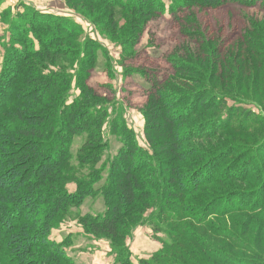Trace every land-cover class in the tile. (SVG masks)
I'll list each match as a JSON object with an SVG mask.
<instances>
[{"label":"trees","instance_id":"obj_1","mask_svg":"<svg viewBox=\"0 0 264 264\" xmlns=\"http://www.w3.org/2000/svg\"><path fill=\"white\" fill-rule=\"evenodd\" d=\"M84 1L96 2L106 6L108 10L116 6L126 10L120 19L121 24L125 22L122 26L126 27V38L131 36L135 28H139L137 22L141 17L146 20L148 16L154 15V9L161 10L163 6V0H136L138 3L129 0ZM80 2L82 0L67 1L69 4ZM171 2L168 11L178 22L179 33L184 39L172 51L173 58L188 59L201 67L211 64L210 67L214 68L220 60L218 51L211 53L212 57L217 58L212 65L210 59L207 62L203 60L205 52L197 47L198 42L201 46L205 44L207 49L218 42L206 36L197 12L218 10L229 3L248 9L254 7L251 0ZM37 16L43 18L46 15ZM113 16L114 12L109 18ZM20 18L24 19L25 16L21 15ZM116 22L111 21L112 31L117 30ZM33 29L32 27L27 31L29 37L21 32L20 38V35H14L9 39L10 47L7 50L5 48L7 55L4 56L0 73V264H76L63 248L67 240L57 244L48 235L58 227L57 223H60L68 208L81 206L88 197L101 195L106 210L102 216L87 214L81 217L86 229L93 235L100 232L114 243L118 256L115 264H133L129 262L128 251L118 249L115 245L130 236L141 218L139 214L155 209L157 214L154 213L150 220L157 218L156 222L160 227L164 221L180 218L178 211L174 212L172 207L187 215L183 202L190 200V197L200 202L199 210L202 211L199 215L202 217L204 214L209 216L213 210L212 203L221 202L224 207L230 204L231 199L242 195L238 191L225 196L216 195L208 203L204 201L206 196L200 198L206 186H221L223 182L230 180L219 176L212 180L209 165L220 160L223 163L222 160L237 149L236 145L226 140L227 145L223 143L220 148L215 146L219 149L211 155H205L194 152L191 147H184V144L199 139L211 142L215 136L228 129L233 134H247L250 128L240 125L227 127L226 123L220 125L221 120L215 119L206 125L212 127L206 134L192 137L194 128L187 127L189 122L198 117V113L205 114L216 110V107L214 109L210 99L186 104V99L182 96H167L166 87L163 86L171 87L170 83L151 81L144 111L143 131L148 145V150H145L136 143L133 131L122 118V109L115 110L110 100L97 94L88 84L89 74L86 68L93 67L91 51L84 55L90 56V60L84 57L76 60L81 54V46L74 43L75 49L68 48L70 40L79 35L65 28L53 30V27H47L48 37L40 40L37 35H31L35 34ZM123 43L129 44L124 52L136 45V42L131 43L128 39H124ZM17 44L21 46L15 47ZM12 57L14 61L11 60ZM171 60L168 59V62L171 63ZM173 69L190 75L188 80L195 83L203 78L200 71ZM215 78L213 74L211 79ZM74 91L77 95L71 93ZM109 108H112L114 117L106 121ZM248 118L249 115L245 120ZM106 126L110 135L122 141L120 149L111 158L106 176L102 175L105 164L100 170L92 168L84 176L72 177L70 180L75 183L76 189L67 191L65 183L69 179L64 176V172L68 169L66 162L73 139L85 137L83 146L96 154L105 147L100 131ZM230 142L233 140L230 139ZM96 146L99 148L96 149ZM257 147L256 152L260 151L264 158V142ZM191 156L195 160L189 159ZM88 159L96 162L99 157L94 155L90 158L86 155L79 161L84 163ZM220 163L215 166L214 171ZM255 166L264 169L260 160L255 162ZM208 168L209 172L206 173ZM245 168L246 166L243 176L247 174ZM102 180L103 185L96 187L95 184ZM241 182L248 181L242 180L240 184ZM240 212L242 211H237ZM206 224L208 223L203 221L201 226ZM207 226L210 233H214L212 223ZM175 235L179 238L182 234ZM174 243L170 246V251H159L152 257L153 263L149 261L146 264H158L157 261L167 264L165 254L174 252ZM200 250L203 253L198 259L202 264L213 258L202 247ZM225 258L221 256L220 263L226 264Z\"/></svg>","mask_w":264,"mask_h":264},{"label":"rangeland","instance_id":"obj_2","mask_svg":"<svg viewBox=\"0 0 264 264\" xmlns=\"http://www.w3.org/2000/svg\"><path fill=\"white\" fill-rule=\"evenodd\" d=\"M9 1L11 6L0 12V73L6 50L10 47L9 39L14 35H20V38L21 32H24L28 36L27 31L33 27L35 34L31 35L43 40L48 37L47 27L75 31L79 36L70 40L68 48L75 49L74 43L81 46V54L76 60L79 57L90 60V56H84L90 51L93 55V67L86 68L88 84L97 94L110 100L115 110L122 109V118L133 131L136 143L145 150H148V145L143 131L144 111L151 81L170 83L171 87L163 86L166 87L167 96H182L186 104L210 99L214 109L216 107V110L205 114L198 113V117L185 124L189 129L194 128L192 137L206 134L212 129L206 125L215 119L221 120L220 125L226 123L227 127L240 125L250 128L247 134H233L228 129L215 136L211 142L199 139L184 144V147H191L194 152L205 155L213 154L223 143L227 145L226 140L236 145L237 149L229 153L222 160L223 163L218 161L220 165L215 171L218 163L209 165L211 173L209 168L206 170V173L212 174V180L217 176L230 180L221 186H202L205 188L200 198L206 196L204 201L208 203L216 195L225 196L234 191L242 195L231 199L230 204L224 207L221 202L212 203L213 210L209 216L204 214L202 217L199 215L202 211L199 210L200 202L190 197L192 202L189 199L183 202L187 215L172 207L174 212L178 211L180 218L164 221L160 227L157 218L150 220L154 213L157 214L155 209L139 214L141 218L130 236L115 245L118 249L128 251L129 262L153 263V256L159 251H170V246L175 242L174 252L165 254L167 264H202L198 259L203 253L200 247L213 257L203 264H222L219 259L221 256L227 258L226 264H264V169L254 167L257 160H260L261 165L264 164L263 154L256 152L257 146L264 142V0H251L254 7L249 9L229 3L218 10L197 12L206 36L218 43L207 49L205 44L201 46L198 42L199 48L196 47L200 51L204 50L206 56L203 60L207 62L210 59L212 65L217 58L212 57L211 53L218 51L220 60L216 62L215 68L210 67L211 64L201 67L188 59L173 58L172 51L184 39L179 33L178 22L168 11L171 0H163L162 9H154V15L148 16L146 20L141 17L137 22L139 28H135L128 38L125 37L126 27L122 26L125 22H120L126 10L118 6L108 10L106 6L84 0L71 4L67 3L68 0H0V6ZM110 1L118 0H107ZM40 8H52L53 12L44 13ZM57 10L62 13H55ZM112 12L113 18H109ZM38 14L46 16L38 18ZM21 15L25 18H20ZM111 21H117V32L112 31ZM124 39L136 42L135 47L124 52L129 45L123 43ZM19 46L17 44L15 47ZM168 59H172L171 63ZM11 60L14 61V57ZM171 65L178 71H200L203 78L197 83L189 81L187 77L190 75L175 71ZM213 74L215 79H211ZM71 93L77 95L76 91ZM248 115L249 118L245 120ZM112 117V108H109L106 121ZM100 133L105 147L96 154L83 146L85 137L73 139L66 162L68 169L64 172V176L69 179L65 183L67 191L76 189L75 183L70 180L72 177L84 176L92 168L100 170L105 164L102 175L106 176L111 158L120 149L122 141L110 135L107 126ZM86 155L90 158L97 155L99 159L96 162L88 159L81 163L79 159ZM189 159L195 160L193 156ZM236 161L238 164H235ZM245 166L247 174L243 176ZM242 180L248 182L240 184ZM103 183L102 180L95 185L99 187ZM105 210L101 195L88 197L81 206L68 208L48 238L57 244L67 240L63 248L76 264H115L118 256L114 243L100 232L93 235L81 221V217L87 214L102 216ZM238 210L242 212L237 213ZM203 221L208 224L201 226ZM211 223L214 233L207 229ZM177 233L182 235L176 238Z\"/></svg>","mask_w":264,"mask_h":264},{"label":"crops","instance_id":"obj_3","mask_svg":"<svg viewBox=\"0 0 264 264\" xmlns=\"http://www.w3.org/2000/svg\"><path fill=\"white\" fill-rule=\"evenodd\" d=\"M7 6H11V4H10V1H9V3L8 2H6V3H4L3 5H1L0 6V12L2 11V10H4V9H6L7 8ZM41 9V11H43L44 13H48V12H53V10H52V8H48V9H46V8H40ZM55 13H62V12H60V11H54Z\"/></svg>","mask_w":264,"mask_h":264}]
</instances>
